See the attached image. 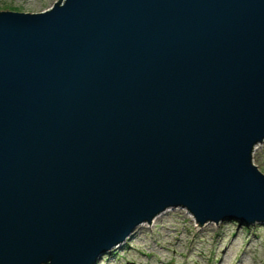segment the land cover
<instances>
[{
  "label": "water",
  "instance_id": "obj_1",
  "mask_svg": "<svg viewBox=\"0 0 264 264\" xmlns=\"http://www.w3.org/2000/svg\"><path fill=\"white\" fill-rule=\"evenodd\" d=\"M264 0L0 11V264H96L141 225H264Z\"/></svg>",
  "mask_w": 264,
  "mask_h": 264
},
{
  "label": "rangeland",
  "instance_id": "obj_2",
  "mask_svg": "<svg viewBox=\"0 0 264 264\" xmlns=\"http://www.w3.org/2000/svg\"><path fill=\"white\" fill-rule=\"evenodd\" d=\"M57 1L0 0V11L40 12ZM253 163L264 173V142L255 146ZM96 264H264V225L199 224L186 209L167 210Z\"/></svg>",
  "mask_w": 264,
  "mask_h": 264
},
{
  "label": "bare ground",
  "instance_id": "obj_3",
  "mask_svg": "<svg viewBox=\"0 0 264 264\" xmlns=\"http://www.w3.org/2000/svg\"><path fill=\"white\" fill-rule=\"evenodd\" d=\"M189 215L192 216L190 213H189ZM154 221H156V220H154Z\"/></svg>",
  "mask_w": 264,
  "mask_h": 264
}]
</instances>
